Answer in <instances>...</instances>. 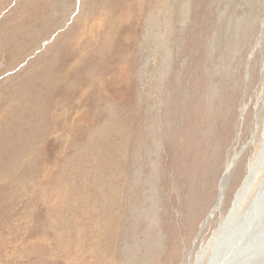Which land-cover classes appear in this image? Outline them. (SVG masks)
<instances>
[{"label": "rangeland", "instance_id": "rangeland-1", "mask_svg": "<svg viewBox=\"0 0 264 264\" xmlns=\"http://www.w3.org/2000/svg\"><path fill=\"white\" fill-rule=\"evenodd\" d=\"M16 16L29 25L0 42V264H192L260 151L264 0H0V29ZM10 113L24 120L7 131ZM262 239L244 264H264Z\"/></svg>", "mask_w": 264, "mask_h": 264}, {"label": "bare ground", "instance_id": "bare-ground-1", "mask_svg": "<svg viewBox=\"0 0 264 264\" xmlns=\"http://www.w3.org/2000/svg\"><path fill=\"white\" fill-rule=\"evenodd\" d=\"M16 18H17V16L15 17L13 24L10 22L5 23L3 25V28L0 29V42H1V40H4V39H8L9 41L13 40L14 42H17L16 40H14V39H16L15 36L17 34L20 36V34L22 33V31H21L22 27H24L25 25H29L27 23H24V26H22L19 23V20ZM12 46H13V49L17 50L16 54H20L21 48L24 46V43L22 41H20L17 44L13 43ZM13 58H15V56H13ZM26 89H28V88H26ZM28 92H29V89H28ZM32 93L33 92H31V94ZM34 94H35V92H34ZM29 96L31 97V95H29ZM23 97H24V95H23ZM25 98H27V97H25ZM33 100H34V98H33ZM29 107H31V106H29ZM244 107L245 106H243L242 108H244ZM29 109H32V107ZM38 112H40V110ZM10 117L12 118V120H11L10 126H8V128H7V131H9V129L19 128L22 125V120H21L22 117L20 115H16V114L12 115L10 113ZM256 117L257 116H255V118ZM36 124L37 123H35V125ZM42 131H44V130H42ZM263 132H264V129H263ZM257 141L259 143L258 146H260V151L257 154V156H255V159L250 164L249 175L244 179V182L240 185V187L237 189L236 193L234 194L231 207L228 210V214L219 220V224H218L217 228L215 229V231L213 232V234L200 247V249H198L199 251L196 253L192 264H244L243 263L244 261L251 258V255L254 252H257L259 250V249L253 250L252 247L254 244H259L260 242H263L262 237L264 236V229H263L264 228V177L261 181V184L259 185V187L257 189V190H259L258 200L255 197L254 200L249 201V203L245 204L240 209V202H241L243 196L247 194V192H248L247 190L250 186V183H249V181L251 179L250 177L256 175L259 167H261L260 165L263 162V158H264V135L259 137L257 139ZM239 151L240 150L236 151V153L231 158L229 157V159L226 161V165H225L224 170L222 172V175L219 179L218 195H217L216 202L213 204V206L206 213V216H205L204 221H203V225H205L211 219L212 215L216 211L220 210L222 207L224 191L226 188L227 179L229 178L230 170H231V168H233L235 160L240 155ZM15 164H16V162L14 161L13 165H15ZM112 219H113V224L117 223V220H115L113 218V215H112ZM119 219H121V218H119ZM192 252L193 251H190L187 259L185 261H183L181 264H189V260H190V257L192 255ZM248 255H249V257H248Z\"/></svg>", "mask_w": 264, "mask_h": 264}, {"label": "water", "instance_id": "water-1", "mask_svg": "<svg viewBox=\"0 0 264 264\" xmlns=\"http://www.w3.org/2000/svg\"><path fill=\"white\" fill-rule=\"evenodd\" d=\"M258 196H259V190L256 191V199L258 200Z\"/></svg>", "mask_w": 264, "mask_h": 264}]
</instances>
